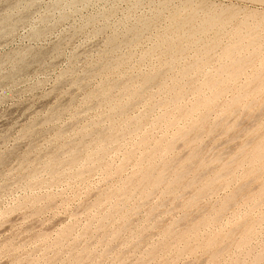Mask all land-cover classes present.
Wrapping results in <instances>:
<instances>
[{
	"label": "rangeland",
	"instance_id": "obj_1",
	"mask_svg": "<svg viewBox=\"0 0 264 264\" xmlns=\"http://www.w3.org/2000/svg\"><path fill=\"white\" fill-rule=\"evenodd\" d=\"M0 264H264V0H0Z\"/></svg>",
	"mask_w": 264,
	"mask_h": 264
},
{
	"label": "bare ground",
	"instance_id": "obj_2",
	"mask_svg": "<svg viewBox=\"0 0 264 264\" xmlns=\"http://www.w3.org/2000/svg\"><path fill=\"white\" fill-rule=\"evenodd\" d=\"M213 20V19H212ZM143 28V27H142ZM145 32V31H144ZM234 46V45H233ZM43 55V54H42ZM28 66V65H27ZM236 73V72H235ZM147 90V89H146ZM178 91V90H177ZM88 154V153H87ZM186 173V172H185ZM194 201V200H193ZM107 216V215H106ZM216 257V256H215ZM261 259V258H260Z\"/></svg>",
	"mask_w": 264,
	"mask_h": 264
}]
</instances>
